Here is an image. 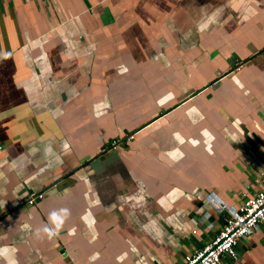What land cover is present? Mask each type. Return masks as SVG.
Instances as JSON below:
<instances>
[{"label":"crops","instance_id":"0c3cea01","mask_svg":"<svg viewBox=\"0 0 264 264\" xmlns=\"http://www.w3.org/2000/svg\"><path fill=\"white\" fill-rule=\"evenodd\" d=\"M263 187L264 0H0V264H181Z\"/></svg>","mask_w":264,"mask_h":264},{"label":"built area","instance_id":"2783aa9c","mask_svg":"<svg viewBox=\"0 0 264 264\" xmlns=\"http://www.w3.org/2000/svg\"><path fill=\"white\" fill-rule=\"evenodd\" d=\"M132 138L129 135L125 140L129 142ZM43 196L44 193H31L20 204L32 206ZM204 202L222 215L221 228L208 243L185 255L181 264H219L222 257L236 261L238 241L249 239L257 225L264 222V187L238 205H228L212 192L205 195Z\"/></svg>","mask_w":264,"mask_h":264},{"label":"flooded vegetation","instance_id":"af4514ba","mask_svg":"<svg viewBox=\"0 0 264 264\" xmlns=\"http://www.w3.org/2000/svg\"><path fill=\"white\" fill-rule=\"evenodd\" d=\"M130 135H132V134H130ZM127 136H129V135H127ZM127 136H126V137H127ZM126 137H125V138H126ZM125 138L123 139V142H126ZM132 139H133V138H132ZM118 144H119V143H117V142H113V143H111L110 146H111L112 149H115V148L118 146Z\"/></svg>","mask_w":264,"mask_h":264}]
</instances>
